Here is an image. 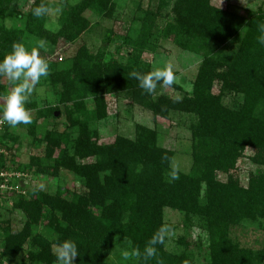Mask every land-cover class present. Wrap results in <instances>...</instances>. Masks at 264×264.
I'll use <instances>...</instances> for the list:
<instances>
[{
	"label": "trees",
	"instance_id": "trees-1",
	"mask_svg": "<svg viewBox=\"0 0 264 264\" xmlns=\"http://www.w3.org/2000/svg\"><path fill=\"white\" fill-rule=\"evenodd\" d=\"M214 1L159 0L157 12L137 4L134 20L141 26L137 38L127 41L133 49L125 62L107 56V43L97 53L82 46L65 61L46 60L50 74L41 80L60 88L67 120L61 130L42 134L39 120L56 119L60 108L49 107L32 117L30 146L45 144V154L17 168L52 178L67 172L75 183L55 193L31 188L16 197L13 208L23 213L25 222L14 232L10 220L0 221V264L20 257L18 264H55L54 247L67 239L78 245L74 264H195L183 236L175 242L182 249L170 251L166 237L164 244L156 245L157 255L144 259L148 241L167 225L166 209L183 215L187 232L199 229L207 235L209 264H264V241L252 249L232 235L245 224H256L264 232V46L258 43L264 4L243 17L230 10L231 0H218L228 5L225 9ZM15 2L0 0V60L14 43L29 51L42 44L55 49L62 42L73 44L92 29L87 12L112 20L119 6V0L62 6L54 31L47 26L52 8L48 0H34L26 13L14 10ZM42 3L49 11L37 18L32 10ZM161 39L202 57L190 92L176 83L171 86L182 93L179 99L148 94L129 76L133 71L152 72L142 55L154 52ZM3 80L0 77V97L5 98L8 87ZM108 96L127 99L156 119L170 120L177 114L191 122L189 173L178 170L179 179L169 182L175 153L159 146L158 132L145 126L136 125L134 138L99 143L92 124L108 117ZM10 130L5 124L0 133V146L7 151L19 140ZM247 149L254 151L250 160L256 169L244 186L234 171ZM120 250L129 252L126 262L111 261Z\"/></svg>",
	"mask_w": 264,
	"mask_h": 264
},
{
	"label": "rangeland",
	"instance_id": "rangeland-1",
	"mask_svg": "<svg viewBox=\"0 0 264 264\" xmlns=\"http://www.w3.org/2000/svg\"><path fill=\"white\" fill-rule=\"evenodd\" d=\"M34 0H16L15 8L17 11L23 13L28 12ZM52 8L48 13L49 23L48 27L54 31L58 30V18L62 10V6H73L78 4L81 0H48ZM127 2V3H126ZM215 5L226 8L228 5L225 2L215 0ZM140 4L141 8L152 12H157L159 0H119L118 2V16L112 20L101 19L94 13L87 12L86 16L92 22L91 31L83 35L79 40L73 44H66L62 42L58 48H54L48 44H42L38 48L39 55L45 59L52 60H67L74 56L76 52L82 47H87L92 53H97L105 47V52L109 58H114L120 62H125L130 53L131 47L127 45L129 38L136 39V30L140 28L141 23L134 20L137 16L136 5ZM264 4V0H231L229 8L232 12L246 16L250 10H256L259 6ZM13 10V11H14ZM163 12H166L165 10ZM15 15V14H14ZM165 19L163 20V22ZM109 40L107 41V39ZM156 50L154 52H144L142 60L152 67V71L158 68L170 66L175 74V83L180 85L184 90L190 92L193 88V81L196 78L197 70L202 61V57L191 52H187L177 47L171 40L161 39L156 43ZM4 84L8 87V93L11 91L9 81L4 77ZM217 90V86L215 87ZM60 88L48 86L44 81L37 84L28 98L26 107L31 109V116L36 117L39 111L45 110L49 107L60 108L61 114L56 119L43 118L39 120V133L44 134L45 131L54 128L62 129L66 123V115L64 106L59 103ZM156 96L167 95L174 99L182 97V93L173 87L158 86L155 90ZM5 103L4 97H0V109ZM226 103L231 105V99H227ZM107 118L92 124L94 128L99 131L98 142L101 144H111L119 136L134 138L136 133V125H142L147 128L156 130L159 134V146L171 150L175 153L172 167L183 173H189L192 167V140H191V122L183 121L182 118L175 114L170 120L161 118H154L152 113L136 104H133L127 99L116 98L115 96L107 97ZM90 108H93L90 106ZM29 125H19L15 129L11 128V133L19 138L18 142L11 144L12 150H8V161L11 165L18 164L26 165L29 158L32 156L43 157L45 154V144L40 146H30L31 137L28 134ZM254 151L247 149L244 157L238 162L237 169L234 175L240 178L242 185H247L248 175L256 168L252 164L250 158ZM22 171V170H21ZM24 172V171H23ZM27 177L21 181L23 191L27 189L36 188L43 192L55 193L59 187H69L75 183L73 175L67 172H61L59 177H44L34 176L32 172H24ZM16 195L10 199L4 200L0 205V221L10 220L14 232L19 231L25 222L22 212L13 208ZM165 221L168 226L174 227L175 232L168 236L167 248L170 251H175L182 248L176 247V240L183 236L186 241L190 243L191 251L195 264H209L208 252L206 245L208 237L199 229H191L189 232L183 227V215L166 209ZM232 235L238 240L242 246L258 249L262 246L264 241V232L256 224H245L236 227L232 230ZM55 250V247H54ZM126 250L117 251L110 258L116 263H125L126 259L123 257V252ZM21 257L17 260L8 261L7 264H18Z\"/></svg>",
	"mask_w": 264,
	"mask_h": 264
},
{
	"label": "clouds",
	"instance_id": "clouds-1",
	"mask_svg": "<svg viewBox=\"0 0 264 264\" xmlns=\"http://www.w3.org/2000/svg\"><path fill=\"white\" fill-rule=\"evenodd\" d=\"M49 9L42 3L32 10V15L40 18L48 13ZM261 35L258 43L264 46V24L258 25ZM50 74V66L43 59L36 48L29 51L22 43H14L9 54L0 60V77H5L11 87V91L4 98L5 103L0 109V123H6L15 129L19 125H29L32 123L31 109L26 107L29 96L35 86L42 78H47ZM131 78L138 81L139 87L148 94H152L158 84L161 87H171L176 77L170 66L158 68L152 72L141 74L133 71L129 73ZM169 182L179 179L177 169H172L169 173ZM173 234L171 226H162L152 236L144 248L143 257L145 260L157 255L156 245L164 244L166 237ZM134 255H140L138 250H134ZM79 255L78 245L71 239L63 240L55 245V264H74L75 258ZM123 257L127 259L129 252H123ZM3 264H7L3 259Z\"/></svg>",
	"mask_w": 264,
	"mask_h": 264
},
{
	"label": "built area",
	"instance_id": "built-area-1",
	"mask_svg": "<svg viewBox=\"0 0 264 264\" xmlns=\"http://www.w3.org/2000/svg\"><path fill=\"white\" fill-rule=\"evenodd\" d=\"M5 124L0 123V133L4 130ZM26 177L27 175L17 166L11 165V161H8V151L0 146V205L14 195H26L21 184Z\"/></svg>",
	"mask_w": 264,
	"mask_h": 264
},
{
	"label": "water",
	"instance_id": "water-1",
	"mask_svg": "<svg viewBox=\"0 0 264 264\" xmlns=\"http://www.w3.org/2000/svg\"><path fill=\"white\" fill-rule=\"evenodd\" d=\"M59 116V113H56V117H58Z\"/></svg>",
	"mask_w": 264,
	"mask_h": 264
}]
</instances>
